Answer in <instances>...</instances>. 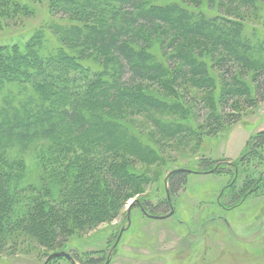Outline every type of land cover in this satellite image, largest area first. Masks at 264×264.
Listing matches in <instances>:
<instances>
[{
    "label": "trees",
    "instance_id": "obj_1",
    "mask_svg": "<svg viewBox=\"0 0 264 264\" xmlns=\"http://www.w3.org/2000/svg\"><path fill=\"white\" fill-rule=\"evenodd\" d=\"M257 1L225 0L244 8ZM36 4L47 6V17L0 43V258L34 247L67 252L150 185L141 168L165 161L161 140L191 147L228 127V109L264 97V35L229 16L177 0H0V29L35 16ZM242 70L254 72L250 83ZM187 89L197 91L189 101ZM137 116L150 125L147 134ZM179 169L189 172L170 171V201L156 208H169L194 173L228 176L218 202L235 209L252 189L264 191V131L237 161ZM142 206L158 216L150 202Z\"/></svg>",
    "mask_w": 264,
    "mask_h": 264
},
{
    "label": "rangeland",
    "instance_id": "obj_2",
    "mask_svg": "<svg viewBox=\"0 0 264 264\" xmlns=\"http://www.w3.org/2000/svg\"><path fill=\"white\" fill-rule=\"evenodd\" d=\"M177 1L210 14L229 16L242 22L249 31L256 30L264 35V0L257 1L255 7L249 8L227 4L225 0ZM36 7L35 16L19 18L0 29V43L10 41L19 33H28L30 28L39 25L47 17L45 4H36ZM254 59L257 64V56ZM253 73L252 70H242L239 74L250 83ZM177 86L174 92L181 93V96L187 93ZM153 88L160 91L157 86L153 85ZM192 90L187 89L190 94L186 101L197 92ZM199 113L203 121L206 111L200 108ZM234 113L228 109L225 112V117L229 119L228 127L215 136L195 142L193 146L191 144L192 148L178 150L174 146L177 142L161 140L166 143L162 151L165 161L146 170L141 168L152 180L150 185L143 193L128 201L116 220L74 238L68 244L67 252L83 260L102 257L107 262L111 258L110 264H264V191L249 197L238 209L224 211L218 201L230 179L225 175L189 174L186 190L171 197L174 214L168 219H151L135 207L130 228L114 248L121 230L128 225L130 203L138 200L141 204L150 202L153 207H157L158 203L167 199L166 178L170 171L195 166L203 159L234 162L244 153L251 137L264 131V97L251 108L241 107L235 113L236 118L232 117ZM232 118L237 121L232 123ZM135 119L136 123L145 124L135 125L136 128L147 134L150 125L143 117L137 116ZM27 162L33 165L32 161ZM36 177L34 170L29 180ZM162 207L155 209L156 215L170 213V208ZM43 253L39 247H34L32 251L14 257L3 256L0 264H44L50 254ZM53 264L71 262L62 259Z\"/></svg>",
    "mask_w": 264,
    "mask_h": 264
},
{
    "label": "water",
    "instance_id": "obj_3",
    "mask_svg": "<svg viewBox=\"0 0 264 264\" xmlns=\"http://www.w3.org/2000/svg\"><path fill=\"white\" fill-rule=\"evenodd\" d=\"M177 171H181V172H183V171H185V172H189V170H186V169H178V170H176V171H173L172 173H175V172H177ZM167 195H168V200L170 201V194H169L168 190H167ZM135 207H139V208H141V203H140V201L137 200V201H135V202H132V203H130V205L128 206V211H127L128 225H127L126 228H123V229L121 230V232H120V234H119V237H118V240H117V242H116L114 248H116V247L118 246V243L121 241L124 232H126V231L130 228V226H131V224H132L131 214H132V210H133ZM142 211H143V213H145V211H144L143 209H142ZM145 214H146V213H145ZM173 214H174V210H172V212H171L170 214H168V215H164V216H152V215H151V216L146 215V216L149 217V218H151V219H155V220H164V219H168L169 217L173 216ZM59 257H62V258L67 259L68 261L71 262V264H77L76 261L74 260V258H73L69 253H67L66 251L55 252V253L51 254V255L46 259V261H45L44 264H49L53 259H55V258H59ZM110 260H111V258H109L105 264H110Z\"/></svg>",
    "mask_w": 264,
    "mask_h": 264
},
{
    "label": "flooded vegetation",
    "instance_id": "obj_4",
    "mask_svg": "<svg viewBox=\"0 0 264 264\" xmlns=\"http://www.w3.org/2000/svg\"><path fill=\"white\" fill-rule=\"evenodd\" d=\"M240 158H241V157H240ZM240 158H239V159H240ZM239 159H237V160H239ZM237 160H236V161H237ZM252 190H253V193H252L251 196L256 195V194L259 193V192H258V193L255 192V193H254L255 189H252ZM252 190H251V191H252ZM251 196H250V197H251ZM248 199H249V198H248ZM248 199H246V200L244 201V203H245ZM244 203H243V204H244ZM218 204H219V202H218ZM243 204H242V205H243ZM242 205H241V206H242ZM241 206H239V207H241ZM239 207H237V208H235V209H232V210H224V208H222V207H221V208H222L224 211L229 212V211L236 210V209H238ZM137 208H139V207H137ZM154 208H155V206H154ZM169 208H170V210H171V211H170V213H171L172 210L174 209V206L172 205V201H171V203L169 202ZM139 209L141 210L142 213H143L142 209L145 211V209L143 208L142 204H141V208H139ZM145 213H146V214H145ZM145 213H143L145 216H146V215H149L146 211H145ZM170 213H168V214H170ZM168 214H167V215H168ZM149 216H151V215H149ZM152 216H153V215H152ZM163 216H164V215H163Z\"/></svg>",
    "mask_w": 264,
    "mask_h": 264
}]
</instances>
